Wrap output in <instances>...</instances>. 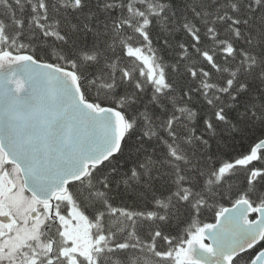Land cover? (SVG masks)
I'll return each mask as SVG.
<instances>
[{"label": "snow or ice", "instance_id": "1", "mask_svg": "<svg viewBox=\"0 0 264 264\" xmlns=\"http://www.w3.org/2000/svg\"><path fill=\"white\" fill-rule=\"evenodd\" d=\"M0 264H264V0H0Z\"/></svg>", "mask_w": 264, "mask_h": 264}]
</instances>
